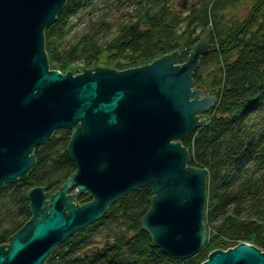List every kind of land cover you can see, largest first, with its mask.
Returning <instances> with one entry per match:
<instances>
[{
    "label": "water",
    "instance_id": "95a60500",
    "mask_svg": "<svg viewBox=\"0 0 264 264\" xmlns=\"http://www.w3.org/2000/svg\"><path fill=\"white\" fill-rule=\"evenodd\" d=\"M67 0H0V187L24 179L34 149L61 127L73 128L67 152L76 170L63 184L28 190L31 218L4 244L0 264H45L75 231L116 200L149 185L142 228L172 258L208 240V170L188 166L181 139L203 126L216 98L201 97L194 71L212 49L209 33L178 63L173 52L125 70L96 67L74 75L50 69L45 29ZM80 192L92 198L76 203ZM201 264H264L249 242L215 250Z\"/></svg>",
    "mask_w": 264,
    "mask_h": 264
},
{
    "label": "trees",
    "instance_id": "16d2710c",
    "mask_svg": "<svg viewBox=\"0 0 264 264\" xmlns=\"http://www.w3.org/2000/svg\"><path fill=\"white\" fill-rule=\"evenodd\" d=\"M240 1L204 0L180 8L176 0H67L45 29L49 66L63 73L74 63L125 70L176 51L183 63L209 31L213 48L193 77L195 85L215 90L216 98L207 123L181 139L188 166L208 170V240L199 252L172 258L155 245L142 228L154 196L144 185L61 242L45 264H201L213 251L241 242L264 247V0H251L241 21L225 20L224 11ZM72 132L57 129L34 149L26 178L0 187V244L31 218L28 190H50L76 170L67 152ZM91 199L85 192L76 198Z\"/></svg>",
    "mask_w": 264,
    "mask_h": 264
},
{
    "label": "rangeland",
    "instance_id": "374dc122",
    "mask_svg": "<svg viewBox=\"0 0 264 264\" xmlns=\"http://www.w3.org/2000/svg\"><path fill=\"white\" fill-rule=\"evenodd\" d=\"M203 2H204V0H176V5L178 7H180V8H190V7H195V6H198L199 7V6H201V4ZM250 6H251V0H241L235 7H230V8H228V9H226L224 11L225 20H229V21L230 20L241 21L242 19H244V17L249 12ZM112 7H113V10L116 9L114 6H112ZM84 20L86 21L87 18L86 17H83V21ZM81 26L82 25H80L79 27H77V30L78 31L82 30L83 27H81ZM208 33H209V31L207 33L205 31V33L203 34V37L206 36ZM99 67H104V66H103L102 63H99ZM87 68H90V67H87ZM85 69H86V67L84 66L83 63H74V64L71 65V67H70V69L68 71H71V72L74 73V75H76L77 73L83 72ZM202 89L205 91V92H203V94H201V97L202 98L204 96H208L209 94H211V95L214 96L215 90L210 89L209 87L208 88L207 87H205V88L202 87ZM207 90L209 91V94L206 92ZM207 230H208V226H207ZM256 247H258V246H256ZM258 248L261 249L262 251H264V247H258Z\"/></svg>",
    "mask_w": 264,
    "mask_h": 264
}]
</instances>
